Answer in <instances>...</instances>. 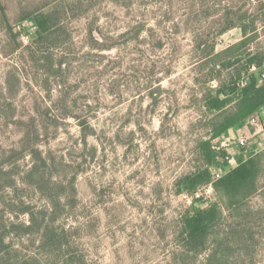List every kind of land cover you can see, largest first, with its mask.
Masks as SVG:
<instances>
[{
	"label": "rangeland",
	"instance_id": "rangeland-1",
	"mask_svg": "<svg viewBox=\"0 0 264 264\" xmlns=\"http://www.w3.org/2000/svg\"><path fill=\"white\" fill-rule=\"evenodd\" d=\"M3 2L15 29L25 30V45L36 32L22 20L30 13L55 12L63 32L44 52L62 66H32L26 54H4L11 42L0 18V146L15 145L35 123L38 136L33 132L31 142L42 150L41 156H6L5 172L19 179L0 198L6 219L28 223L33 211L40 222L66 226L67 253L81 258L76 264H264V192L245 204L243 213L256 222L249 234L235 230L237 218L224 209L225 220L202 252L189 254L184 216L195 202L204 208L220 197L215 190L193 201L190 195L204 184L189 191L176 184L198 165L195 146L208 131L199 122L204 77L194 63L211 45L219 51L241 40L238 18L245 11L256 18L259 1ZM257 26L259 37L250 46L264 47ZM13 65L20 81L8 93L2 80ZM237 144L228 147L232 157ZM32 165L40 170L24 175ZM21 249L22 257L57 263L46 253L38 256L28 237Z\"/></svg>",
	"mask_w": 264,
	"mask_h": 264
},
{
	"label": "trees",
	"instance_id": "trees-1",
	"mask_svg": "<svg viewBox=\"0 0 264 264\" xmlns=\"http://www.w3.org/2000/svg\"><path fill=\"white\" fill-rule=\"evenodd\" d=\"M258 1L256 18H251L248 11L238 18L243 35L241 40L219 51L211 45L203 50L194 63L195 69L199 66L204 77L202 81L204 85L198 99L204 109V114L199 122L204 124L208 131L205 137L199 138L195 146L194 152L198 155V165L191 173L178 178L176 184L181 191H189L200 184L213 182L220 199L204 208L195 202L193 210L184 216L181 235L189 254L202 252L208 240L213 236V228L225 220L224 209H228L232 213L231 216L237 218L234 229L239 233L243 230L249 234L256 224L255 220L252 221L253 217L243 213V210L248 200L264 192V148L247 158L241 156L238 164L232 165L229 161V149L222 147L220 141L215 143V140L223 139L228 136L231 129L248 123V118L252 115H260L264 118V76H262L264 47L259 44L254 47L250 46L259 37L257 26L259 22L264 31V0ZM0 18L11 42L8 44V51L3 50L4 54L20 53L21 56L26 54L25 60L32 66L40 61L47 62L51 69L62 66L61 62L55 64L52 57L44 53L49 44L61 40L60 35L63 33L62 25L55 12L50 10L34 12L22 18V20H30L36 27L30 43L26 45L21 39L25 30L15 29L3 0H0ZM231 27L232 25H228L225 29ZM253 67L256 69L253 70ZM17 71L18 66L13 65L12 69L7 72L2 80L3 91L10 93L12 88L18 84L20 77ZM214 80L218 82L215 88L208 85ZM244 80H247L246 84H243ZM12 105L13 103H10L8 106ZM2 106L3 103L0 102V113ZM11 121L18 122L15 119ZM37 127L35 123L30 124L28 129L23 130L22 136L15 145L0 146V198L3 196L4 188L17 187L19 181L16 175H11L12 172H5L6 156L11 159L13 156V160L17 157L26 158L29 155L41 156L40 147L31 142L33 132L38 136ZM40 160L46 166V158L41 157ZM36 167L37 165H32L24 175H33L38 172L40 169ZM216 170L223 172L218 179H214ZM6 176L11 179L7 184L3 183V178ZM36 176L41 177L42 173ZM5 212V208L0 206V264L41 263L39 257L35 255H30L28 258L21 256L24 237H28L34 246L37 244L38 256L46 253L57 262L56 264H76L81 260L74 253H67L70 242L66 226H59L54 221H45V219L40 222L35 218L33 211L30 212L28 223L9 221L6 219ZM243 218L247 220L243 221ZM35 236L38 238L35 239ZM220 239L219 245L224 247L229 244L227 236Z\"/></svg>",
	"mask_w": 264,
	"mask_h": 264
},
{
	"label": "built area",
	"instance_id": "built-area-1",
	"mask_svg": "<svg viewBox=\"0 0 264 264\" xmlns=\"http://www.w3.org/2000/svg\"><path fill=\"white\" fill-rule=\"evenodd\" d=\"M256 67H253V70H255ZM264 76V73L262 74ZM247 80L243 81V84H246ZM248 124L251 125L256 133H261L264 132V118H262L260 115H252L251 117L248 118ZM237 142L240 145H245L247 142V138L245 136H240L238 138L232 139L230 137H224L223 139L220 140V145L222 147L228 148L230 147L231 143ZM230 163L232 165H235L233 163V160L229 159ZM223 175V172L221 170L216 171L215 173V178L218 179ZM215 192L214 184L213 182H209L207 184H204L200 187H198L191 195L190 199L193 201H196L198 199L204 198V197H212Z\"/></svg>",
	"mask_w": 264,
	"mask_h": 264
},
{
	"label": "crops",
	"instance_id": "crops-1",
	"mask_svg": "<svg viewBox=\"0 0 264 264\" xmlns=\"http://www.w3.org/2000/svg\"><path fill=\"white\" fill-rule=\"evenodd\" d=\"M242 132H249V134L247 136V147L245 148V146L237 144V146H239V148H236L233 150L235 156H233V157L230 156L231 159L233 158V160L235 162H236L235 159H237V161L239 162L241 156H244L245 158H247L249 156L254 155L256 152L260 151L262 148H264V133H262V132L256 133L254 131V129L252 131L251 127L249 126L248 123H245L241 126H238L235 129H231L228 133V136H226V137H229V135L231 136V133H233V134L234 133L235 134L240 133L241 136H244L243 134H241ZM229 153H230V151H229ZM238 162H236L235 165H237Z\"/></svg>",
	"mask_w": 264,
	"mask_h": 264
}]
</instances>
